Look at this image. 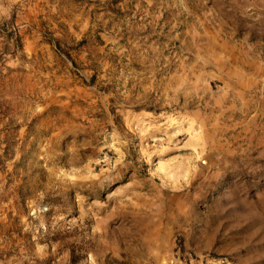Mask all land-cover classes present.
Listing matches in <instances>:
<instances>
[{"label":"rangeland","instance_id":"374dc122","mask_svg":"<svg viewBox=\"0 0 264 264\" xmlns=\"http://www.w3.org/2000/svg\"><path fill=\"white\" fill-rule=\"evenodd\" d=\"M0 264H264V0H0Z\"/></svg>","mask_w":264,"mask_h":264}]
</instances>
